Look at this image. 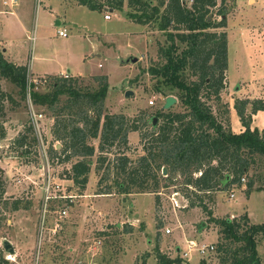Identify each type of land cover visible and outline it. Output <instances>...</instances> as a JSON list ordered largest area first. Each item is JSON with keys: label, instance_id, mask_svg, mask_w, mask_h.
Masks as SVG:
<instances>
[{"label": "rangeland", "instance_id": "1", "mask_svg": "<svg viewBox=\"0 0 264 264\" xmlns=\"http://www.w3.org/2000/svg\"><path fill=\"white\" fill-rule=\"evenodd\" d=\"M3 1L0 0V39L26 44L28 50L32 35L38 37L37 49L33 56L28 53L26 61L34 90L40 94L52 92L55 82L62 84L64 77L71 78L69 70L83 75H74L77 79L66 82V86L71 84L84 94L96 92L108 83V91L97 107L93 106L92 95L76 98L68 93L50 107L36 104L30 90L24 94L9 79H0V87L8 95L0 104V256L8 264H159L157 248L170 259L182 262L173 264H201L203 260L206 264H220L225 254L217 245L227 241L214 218L242 220L247 214L249 225L264 223V156L250 166L243 175L245 180L230 189L219 185L213 190H200L196 184H189L188 175L182 172L167 181L163 166L161 170L157 167L159 185L149 178L148 188L136 186L131 193L119 192L118 181L124 180L125 175L110 167L116 157L126 154L137 165L140 156L148 153L155 128L164 121L158 112L187 111L179 90L159 86V78L150 71L164 63L160 49L171 43L168 33L161 29L160 14L166 7L160 5L161 0H153L160 7V14L147 23L138 19L143 11L129 6L128 0L121 10L111 12V20L104 18L109 9L61 7L60 0H19L20 5L15 8ZM36 2L39 7L36 5L35 10ZM183 2L188 7L193 3ZM32 3L33 14L39 9L38 25L41 22L33 33L20 29L16 16L27 8L32 12ZM50 4L54 5L53 11ZM221 10L225 13L221 14ZM57 20L62 24L57 25ZM209 20L215 25L204 32L215 34L217 43L226 34L230 66L228 61L220 98L212 93V97L203 100L223 123L227 109L230 124L226 128L232 130V120L234 131L239 133L244 124L236 106L242 107L245 101V117L250 116L252 122L259 111L254 112V106L264 102V0H216ZM221 20H226L225 26L217 25ZM69 22L72 24L67 26ZM64 27L68 29L67 37L58 33ZM169 30L188 32L185 27L171 26ZM177 43L180 51L187 47L178 38ZM206 44L213 43L209 40ZM132 57L138 61L127 62ZM186 78L193 82L199 76L188 68ZM128 91L132 93L127 95ZM171 95L178 101L164 109L166 98ZM97 108L103 117L106 113L124 115L126 123L137 125L139 130L128 132L127 143L120 136L103 151L100 135L90 137L88 143L95 147V153L89 158L87 183L80 185L71 176L73 164L82 157L63 161L62 155L57 158L51 150L61 153L70 130L84 126L82 116H95ZM31 110L42 113V118L34 122ZM153 118H157L156 123ZM255 127L262 131L264 110L256 115ZM22 137H27L26 147L18 145L17 139ZM43 143L48 156L42 152ZM227 171L228 168L223 170ZM48 173L52 176L49 192L44 189ZM200 175L195 172L194 178ZM251 179L253 190L249 192ZM259 187L263 189L258 190ZM49 193L53 196L47 198ZM15 202H19L17 210L13 208ZM5 239L13 244L15 253L6 251ZM257 240L264 264L263 232ZM204 244L209 248L201 253L197 247ZM231 245L235 248L239 244Z\"/></svg>", "mask_w": 264, "mask_h": 264}, {"label": "trees", "instance_id": "2", "mask_svg": "<svg viewBox=\"0 0 264 264\" xmlns=\"http://www.w3.org/2000/svg\"><path fill=\"white\" fill-rule=\"evenodd\" d=\"M82 4L92 10L118 9L123 8L125 0H79ZM129 6L138 7L143 11L138 16L141 22L147 23L160 14V7L153 4V0H128ZM184 0H161L160 5H166L161 15V29L168 33L171 42L168 46L160 49L161 56L165 59L160 66L150 68L152 74L158 77L159 86L165 85L179 90V98L187 109L186 112H168L161 110L158 115L164 117V121L152 133V144L148 147V153L140 156L138 164H133V160L128 155L116 157V162L112 165L125 175L124 180L118 181L120 193H131L132 189L138 186L140 189L148 188L149 178L159 185L160 170L165 166L168 170V181L173 179L177 172L188 175V183L196 184L200 190H213L221 185L222 189H230L233 185L245 180L244 174L248 173L250 166L257 163L258 158L264 156V129H252L251 117H245L244 106H236L238 113L246 127L245 130L236 133L230 128L228 110L223 113L224 123L214 114L211 106L203 98L212 97L214 93L220 98L219 92L223 87L224 73L228 68V47L226 34H223V41L217 43L215 34H208L204 31L215 25L209 20L211 8L216 5V0H192V6L188 7ZM139 6H135V5ZM152 6V7H151ZM152 13H151V12ZM225 10H221L224 14ZM156 15V16H155ZM219 26H225L226 20H221ZM175 26L176 29L185 27L188 32L174 33L169 28ZM177 38L187 43V47L180 51ZM212 41L213 47L206 44ZM214 57V61L211 62ZM191 68L193 74H197L199 79L188 81L186 71ZM218 73V75H217ZM7 78L16 84L20 91L26 94L29 90L34 102L39 105H49L53 107L62 94L68 93L76 98H87L89 95L94 97L93 106L97 107L108 91V83L103 84L102 88L96 92L79 91L71 84L66 86V82L75 81L74 76L64 77L62 84L54 83V90L47 94H40L33 88L35 84L29 81V67L17 65L5 57L0 48V79ZM209 79H211L209 81ZM160 89V87L158 88ZM208 91L204 94L203 91ZM8 95L0 87V104ZM264 110V102L254 106V112ZM1 110V109H0ZM95 116L84 114L82 120L84 126H74L70 130V138L63 144L62 152L54 149L52 153L63 161H68L73 156L82 157L72 166V178L85 185L88 173L91 169L89 159L95 153V147L88 143V139L101 137L100 148L102 151L108 146L114 145L115 141L121 136L127 143L128 132L139 130L135 124L129 126L124 115L106 113L102 116V111L97 108ZM222 116V117H223ZM102 119L103 124L102 123ZM153 118V123L154 122ZM157 121V118H156ZM156 124H154L153 127ZM226 125V126H225ZM68 125L66 129H68ZM27 137L17 139L19 146H27ZM35 139V138H34ZM36 140V139H35ZM63 153V154H62ZM52 154V155H53ZM105 159V158H104ZM159 160H162L161 162ZM217 161V164H213ZM228 168L227 172H223ZM200 172L198 178H194V173ZM251 179L248 183L249 192L253 190ZM2 183L0 182V189ZM263 188L259 187L258 190ZM3 191H0L2 195ZM195 204L191 202V205ZM202 205V204H201ZM13 208H19V202H15ZM205 208V206H204ZM214 222L221 225V231L227 243L217 245V249L225 255L220 264H262L258 253L257 236L264 233L263 224L249 225L248 215H244L242 220L227 218H214ZM238 243L232 247L231 244ZM159 264L182 263L180 259H170L157 248ZM8 260L0 256V264H8ZM201 264H206L203 260Z\"/></svg>", "mask_w": 264, "mask_h": 264}, {"label": "crops", "instance_id": "3", "mask_svg": "<svg viewBox=\"0 0 264 264\" xmlns=\"http://www.w3.org/2000/svg\"><path fill=\"white\" fill-rule=\"evenodd\" d=\"M5 1H7L10 5L15 8V7H18L20 4L19 0H17V2L15 3H12L10 0H4L3 2L5 3ZM6 4V3H5ZM34 3H32V12H29V9L27 8V10L25 12L22 13V15H16L17 16V21H18V27L20 29H23L24 31H29L31 33H33L36 29H38L40 26H41V22L40 24L38 25V17L40 16L39 15V9L37 10V12L33 14V9H34ZM37 2L35 3V10L37 7H39V5H37ZM60 5L61 7H67V8H72V9H77V7H80V6H84L86 8H88V6L82 4L79 0H60ZM53 6L54 5H51L50 4V7H51V10L53 11ZM47 11V10H45ZM1 12V11H0ZM14 12V11H12ZM45 15V14H43ZM45 17V16H44ZM104 18H105V15H104ZM36 19V20H35ZM67 19V18H66ZM106 19V18H105ZM112 18H110L109 20H111ZM68 20V19H67ZM70 20V19H69ZM108 20V19H107ZM56 24L57 25H61L62 24V21L61 20H57L56 21ZM70 24H72V22H69V25L67 26H70ZM66 28V27H64ZM7 29V28H6ZM68 30V29H67ZM109 34V33H108ZM60 35V34H59ZM69 36V34H68ZM42 39L44 38V36H40ZM32 43L29 44V47H28V50L26 49V44H10L9 41H6L4 39H0V45H1V48L4 49L5 52H7V55L9 57H11L10 61H13L14 63H16L17 65H26V61H28V53L33 56V52L35 53L36 49H37V39L38 37L36 35H32ZM97 55V54H96ZM36 58V57H35ZM228 61H229V66H230V52H229V48H228ZM262 74H264V66H262ZM31 70H32V73L35 74L34 70H33V60H32V65H31ZM228 71H229V67H228ZM68 74L74 76V75H83V74H80V73H76V74H73L72 70H69V72H67ZM40 75H44V74H41L39 73ZM261 74V75H262ZM260 75V76H261ZM256 80V79H255ZM258 81H260L258 79ZM257 83V82H256ZM254 83V85L256 84ZM258 84V83H257ZM261 85V84H260ZM262 86V85H261ZM262 111V110H259L258 113ZM256 113L254 115V119L253 121L251 122V128L252 129H255L254 128V123H255V119H256V115L258 114ZM232 119V118H231ZM231 126H232V130L234 131V128H233V123H232V120H231ZM245 126L241 127V129L243 130ZM264 129V127H263ZM262 129V130H263ZM241 130V131H242ZM235 132V131H234ZM237 133V132H236Z\"/></svg>", "mask_w": 264, "mask_h": 264}, {"label": "built area", "instance_id": "4", "mask_svg": "<svg viewBox=\"0 0 264 264\" xmlns=\"http://www.w3.org/2000/svg\"><path fill=\"white\" fill-rule=\"evenodd\" d=\"M12 3H15V2H17V0H10ZM5 3L7 4L8 2L7 1H5ZM108 11H110V13H106L105 14V18L106 19H110L111 17H112V15H111V10H108ZM58 33L60 34V36H63V37H67L68 36V30H67V28H59V30H58ZM29 81L31 82L32 80L29 78ZM151 104H154V101L153 100H151V102H150ZM42 113H37V112H35L34 110H31V117L33 118V120H34V122H35V120L37 121V119L38 118H42ZM43 145H44V147L42 146V152L44 153V154H46V156H48L47 155V149H46V145H45V143H43ZM47 178H46V182H45V187H44V189H45V191H47V192H49V191H51V188H52V176H51V174L50 173H48L47 174V176H46ZM244 180V179H243ZM51 196H53V194L51 195L50 193L49 194H47V198H50ZM63 213L65 214L66 213V211L64 210L63 211ZM169 231V230H168ZM192 242H194V241H192ZM196 244V243H195ZM196 246H197V244H196ZM208 248H209V246L208 245H202V246H200V247H197V249L201 252V253H203V252H207L208 251ZM210 248H214V246H210Z\"/></svg>", "mask_w": 264, "mask_h": 264}, {"label": "water", "instance_id": "5", "mask_svg": "<svg viewBox=\"0 0 264 264\" xmlns=\"http://www.w3.org/2000/svg\"><path fill=\"white\" fill-rule=\"evenodd\" d=\"M111 10L113 11V9H111ZM137 61H138L137 57H132V58H128L127 59V62H134L135 63ZM131 93H132L131 91H128L127 95H130ZM177 101H178V99L175 96H173V95L168 96L166 98V101H165V104H164L163 108L164 109H169ZM154 122H156V118L154 119ZM167 172H168V170L165 167L164 168V174H167ZM3 245H4L5 249H6V251H8L10 253H15V248H14L13 244L9 240L5 239L4 242H3Z\"/></svg>", "mask_w": 264, "mask_h": 264}, {"label": "clouds", "instance_id": "6", "mask_svg": "<svg viewBox=\"0 0 264 264\" xmlns=\"http://www.w3.org/2000/svg\"><path fill=\"white\" fill-rule=\"evenodd\" d=\"M109 10H111V9H109ZM112 11V10H111Z\"/></svg>", "mask_w": 264, "mask_h": 264}]
</instances>
